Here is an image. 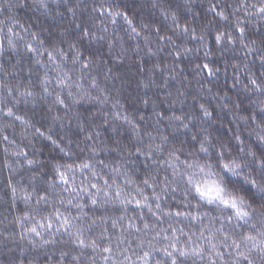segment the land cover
I'll list each match as a JSON object with an SVG mask.
<instances>
[{
  "label": "clouds",
  "instance_id": "obj_1",
  "mask_svg": "<svg viewBox=\"0 0 264 264\" xmlns=\"http://www.w3.org/2000/svg\"><path fill=\"white\" fill-rule=\"evenodd\" d=\"M261 135L264 0H0V264H167L166 251L180 254L173 245L188 252L178 264H244L241 253L264 264L242 239L248 225L234 222L228 239L213 237L208 221L217 206L195 192L188 177L203 174L184 162L199 161L224 182L222 162L234 158L242 180L250 150H264ZM173 150L175 170L167 163ZM148 152L158 163L140 154ZM83 161L91 167L81 170ZM57 164L74 177L70 185L56 178ZM146 174L156 192L165 176L171 182L160 200ZM146 197L151 210L137 208ZM182 201L210 215L197 222L165 213ZM57 210L72 224L67 231ZM252 234L264 240V227Z\"/></svg>",
  "mask_w": 264,
  "mask_h": 264
},
{
  "label": "snow or ice",
  "instance_id": "obj_2",
  "mask_svg": "<svg viewBox=\"0 0 264 264\" xmlns=\"http://www.w3.org/2000/svg\"><path fill=\"white\" fill-rule=\"evenodd\" d=\"M109 12H111V8L108 9ZM114 15H120L119 12L115 13ZM125 16H127V13H124ZM131 23V21H129ZM184 30L188 31L187 25L184 26ZM244 30L241 29V32ZM164 37H162L163 39ZM220 38L219 36L217 37ZM29 49H32V46L29 45ZM49 56H51V53H47ZM176 56L179 57L180 53L176 52ZM84 67H88L87 62L84 63ZM204 70H207V73L210 75L213 71V67L210 64H204L203 66ZM62 83H66L63 82ZM255 83V81H253ZM30 94V93H29ZM62 102V101H61ZM201 110L204 112V115L208 116L211 115L207 112L204 105L200 106ZM8 115H12L11 110H9ZM161 116L166 115L165 113H160ZM19 119V117H17ZM177 120H182V117H177ZM165 140H167V137H164ZM192 139H197L195 136L192 137ZM205 140L208 138L205 137ZM261 141H264V135L260 136ZM200 144V151L207 154L208 149L205 147L203 141H198ZM179 143L183 144V141H179ZM241 144H243V141H240ZM156 149L162 150L163 145L157 144ZM240 151H244V148L241 147L239 149ZM139 153V149H137ZM257 151H259V159H257ZM257 151H251L249 154L252 156V160L247 163L248 167H251V172H249L247 175H243L242 180H240V176L242 175L244 171V167H242L241 162L237 159H228L226 161L222 162V167L225 170V180L222 182L220 179L216 178V173H214L211 168L208 170H205V166L199 161H193L191 164H189L186 160L184 161L188 168L195 167L199 170L200 173L203 174V180H193L192 176L188 177V182L193 184L195 192L199 195V197L202 200H206L208 204H216V209L213 211L216 213L215 215H211V219L208 221L209 227L214 228L212 235L215 237L216 232L219 231L222 233L224 239H228L229 233L225 231V228L227 225H231L235 222V227H240L241 223L244 225L249 226V230L247 232H244L242 235V239L246 241L252 242V246L254 248H258L261 252L262 257H264V240L257 241V237L252 234V230L256 229L258 227H264V150H257ZM141 155H145L147 159H152V163H158L156 159H154V153L148 152V153H140ZM182 155V153H181ZM219 155L223 157L224 153L220 152ZM174 158V159H173ZM179 156L176 154V152L173 150L169 153V160L168 164L175 170V164L176 161L179 160ZM147 159L144 161L145 166H147ZM32 161H29V164H31ZM78 167L81 168V170L91 167L90 161H83L80 162ZM63 167L65 165L57 164L56 166V178H58L59 182L63 185H70L74 177H70L68 175L67 171L63 170ZM69 171L72 170V165L68 164L66 165ZM231 173L232 175L237 177V180H231L228 179V174ZM156 178H159V173H156ZM105 184L108 183V180L105 179ZM144 183L148 184L150 187L153 188L152 196L156 200L161 199L162 193H168L169 187H170V181H168V177H164V182L161 183L160 186V192L155 191V183L153 182V179L150 177L149 174L145 175ZM172 191H178V185L172 184ZM50 188H54L55 185H49ZM91 188H97L98 185L93 183L91 185ZM255 188V192L251 191L250 189ZM73 192L83 190L82 186L81 189L72 188ZM15 191V189H13ZM91 191V189H89ZM237 192H242L244 195L239 196L236 195ZM256 193H259V198H257ZM117 195H120L119 192H117ZM184 195H188V192L185 190ZM247 197V199L245 198ZM42 199L46 197H41ZM164 199H168L167 195H164ZM147 197L145 200H140L137 198L135 200V206L137 208H141L142 206H148L149 210H151V204H146ZM128 201H122V203H127ZM71 203V201L69 202ZM99 203V201L96 198L91 199L92 206H96ZM77 207H86L85 204L81 203L78 204ZM157 207H162V205H157ZM165 213L167 215H172L173 213L175 216L180 217L184 216L185 218H190L192 220H195L197 222H203L205 216H209L210 212L207 210H203L201 205L196 203L192 204L189 201H182L180 206L172 205L169 208L165 209ZM58 220L62 222V226L65 228V231L68 230V228L72 227L71 222L69 221L67 216H64L60 213L59 210L55 213ZM100 219H105V217H99ZM113 225H115L117 222L115 220L111 221ZM48 227L52 228L54 226V222L51 218H48ZM131 226V222H129ZM145 228L148 227V224L144 225ZM106 230V229H105ZM139 229L137 228V231ZM33 231H36V229H33ZM76 235L80 236V231L77 229ZM179 239V237H177ZM235 243V239L233 241ZM79 244L84 246L85 241L80 238ZM93 246H95V241H92ZM237 248L240 247L239 244L236 245ZM214 247V245H213ZM173 248H176L177 251L180 253L179 256L176 258H173V253L166 251V256L168 257L167 264H178L179 260L183 257H186L188 255L187 249L181 250L178 248L177 245H173ZM103 252L105 254L104 258L105 261L108 259L110 253L112 252L111 247H104ZM193 254L195 255H202V250L197 249L196 247H193L192 249ZM217 256H220L223 258V252H217ZM244 258V264H251L250 258L246 256L244 253L240 254ZM145 256H148V253H145ZM211 264H216V260H211ZM237 264H239V261H237Z\"/></svg>",
  "mask_w": 264,
  "mask_h": 264
},
{
  "label": "trees",
  "instance_id": "obj_3",
  "mask_svg": "<svg viewBox=\"0 0 264 264\" xmlns=\"http://www.w3.org/2000/svg\"><path fill=\"white\" fill-rule=\"evenodd\" d=\"M183 66V65H182ZM206 72H207V70H205ZM229 83H230V81H229ZM218 127H225V128H228V127H231L230 125H223V124H221V125H218ZM218 135L220 134V133H217Z\"/></svg>",
  "mask_w": 264,
  "mask_h": 264
}]
</instances>
